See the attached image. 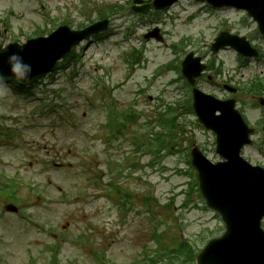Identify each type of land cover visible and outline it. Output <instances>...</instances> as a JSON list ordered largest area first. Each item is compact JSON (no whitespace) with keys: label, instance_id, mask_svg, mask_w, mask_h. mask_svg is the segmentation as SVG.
<instances>
[{"label":"rangeland","instance_id":"obj_1","mask_svg":"<svg viewBox=\"0 0 264 264\" xmlns=\"http://www.w3.org/2000/svg\"><path fill=\"white\" fill-rule=\"evenodd\" d=\"M128 1L133 0H0V18L8 27L1 42H23L38 27L51 28L50 19L60 22L67 17L73 26H78L95 19L104 6L128 4ZM246 19L244 12L211 10L191 0H183L149 18L138 19L129 11L126 16H116L113 34L108 39L78 47L83 60L74 80L71 70H58L51 83V80L42 81L36 88L37 93L26 97L15 93L9 83L0 81V187L13 178L21 179L24 186H19L17 192L20 204L25 207L24 212H7L6 198L0 196V264H31L32 260L34 264H48L51 260L48 245L55 240L61 244L60 264H100L95 251L109 257L113 264H131L143 253L145 245L154 244L153 231L159 219L165 222L162 227L169 228L166 239L171 240L178 234L202 245L215 234L219 235L224 224L216 212L200 205L187 211L181 206L186 201L184 189H188L191 180V175L186 174L189 171L185 163L186 145L195 140L205 148L209 158H219L214 151V136L197 125L193 115H179L182 127L171 155L160 157L156 168L147 166L144 172L136 171L133 178L121 179L126 189L134 191V209H121L117 198L107 197L106 193L97 198L99 190L90 174L101 170L105 174L109 160H117L129 150L134 154L132 134L134 130L143 131L149 123H157L156 116L163 112L157 108L159 102L166 107L180 101L183 94L174 86H165L173 73L165 72L156 79L152 76L160 65L180 56L181 50L175 53L172 44L186 39L188 45H183V50L197 51L211 60L210 44L221 31H230L248 37L264 49V38L257 33L256 24ZM134 21L137 22L135 33L126 39L124 28ZM157 24L166 32L164 42L151 39L144 43V33ZM133 47L145 53L146 60L141 67L131 66L125 60ZM213 57L214 68H221V72L209 70V73L219 86L226 80L239 83L258 74L264 77V57L252 59L243 67L232 49L221 50ZM104 75L108 76L105 87ZM201 82L206 89L225 94L217 84ZM112 85L115 87L111 96ZM139 89L143 92L139 93ZM112 97L116 105H111L109 110ZM240 98L246 101L243 107L252 121L262 115L250 104L259 101V97L241 94ZM40 103L49 105L53 109L51 113L36 111ZM130 108L140 113L137 124L123 118L129 113L124 109ZM180 112L185 113L182 106ZM109 117L114 119L111 128L117 129L116 124L122 123L120 130L127 132L119 140L107 137L109 130L104 124ZM10 129H14L12 133ZM261 150L264 151V144L258 139L246 150L245 157L264 165ZM150 159L146 154L141 161ZM164 165L166 169L161 170ZM30 184L43 187L44 197L34 194ZM61 193L70 196V200ZM147 196L158 197L163 204L170 202L171 208L153 202L156 212L153 218L146 212L143 199ZM172 197L175 199L171 200ZM45 225L53 226L55 232L44 228ZM83 233H87L85 244L70 239Z\"/></svg>","mask_w":264,"mask_h":264},{"label":"water","instance_id":"obj_2","mask_svg":"<svg viewBox=\"0 0 264 264\" xmlns=\"http://www.w3.org/2000/svg\"><path fill=\"white\" fill-rule=\"evenodd\" d=\"M173 1L155 0L154 6L162 8ZM208 1L218 6L227 4L247 9L260 22L261 29L264 31V0ZM103 24L94 25L92 28L102 27ZM70 32L64 27L48 38L30 41L29 45L20 51L21 61L32 66L31 68L36 70L35 73L49 71L56 61L70 50L71 42L78 37V34ZM10 51L12 52L11 48L0 49V72L2 73L12 61ZM200 70L201 68H196L195 74H198ZM201 97L199 95V99ZM200 108L203 114L202 119L208 126L213 127L210 123L211 113L203 107ZM216 109L212 110V115ZM223 118L224 115L216 122H221ZM222 121L226 122L225 119ZM235 132L233 146L236 145L235 139L240 138L238 130ZM229 158V162L215 166L194 159V164L200 172V185L208 203L219 209L228 223V232L224 239L209 248L204 256L200 257L199 262L200 264H264V232L260 230V220L264 216V170L257 168L248 173L249 166L238 155L235 154L234 157ZM7 208L17 210L12 204Z\"/></svg>","mask_w":264,"mask_h":264},{"label":"trees","instance_id":"obj_3","mask_svg":"<svg viewBox=\"0 0 264 264\" xmlns=\"http://www.w3.org/2000/svg\"><path fill=\"white\" fill-rule=\"evenodd\" d=\"M75 59H76V55L75 54L71 55L64 64L68 65ZM171 124H173V121L171 122ZM168 251L169 254H165L164 251H159L160 255L158 259L164 258L165 255L174 256L176 258L185 259L188 261H193L195 259V250L187 243H182L177 248L169 249ZM151 259H156V258L152 257Z\"/></svg>","mask_w":264,"mask_h":264}]
</instances>
